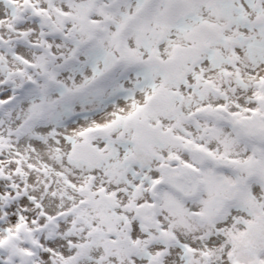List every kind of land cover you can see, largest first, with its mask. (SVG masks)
<instances>
[{"label":"snow or ice","instance_id":"snow-or-ice-1","mask_svg":"<svg viewBox=\"0 0 264 264\" xmlns=\"http://www.w3.org/2000/svg\"><path fill=\"white\" fill-rule=\"evenodd\" d=\"M0 264H264V0H0Z\"/></svg>","mask_w":264,"mask_h":264}]
</instances>
